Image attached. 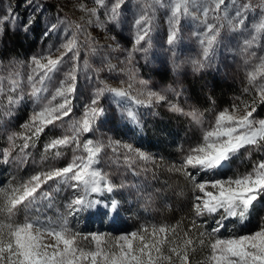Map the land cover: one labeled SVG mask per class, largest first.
<instances>
[{
	"label": "rangeland",
	"instance_id": "1",
	"mask_svg": "<svg viewBox=\"0 0 264 264\" xmlns=\"http://www.w3.org/2000/svg\"><path fill=\"white\" fill-rule=\"evenodd\" d=\"M112 3L113 0H104V5L97 0H0V19L9 17L0 26V112L8 109L9 94L19 98L10 116H0V208L13 195L11 190L20 188L33 175L63 167L74 156H86L83 144L90 139L94 143L103 141L106 147L94 167L116 186L111 193L105 191L103 198L119 201L117 212L105 215L103 210H92L69 215L67 204L81 190H73L57 179L42 182L34 201L26 200L17 206L16 221L25 216L53 222L66 220L71 231L79 234V246L91 251L97 247L92 235L103 237L100 247H104L105 242L141 226L168 225L176 229L177 239L190 229L194 242L190 264H208L210 243L215 239L259 230L261 206L243 227L229 223L227 229L211 234L215 227L213 217L195 216L192 203L199 193L185 172L175 169L180 168L183 150L202 139L220 111L231 112L237 105L236 114L243 115L245 105H252L255 99L253 117L264 119V103L257 93V86L264 80L259 72L255 80L249 77L257 58L264 56V32L255 31L256 25L264 21V0H224L218 8L215 0H188L187 11L182 8L175 22L170 0H121L114 20L109 19L108 12ZM237 11L241 12L240 17L236 16ZM142 13L148 22L137 25L135 21ZM27 21L33 23L25 33L22 25ZM52 24L56 25L55 31L45 35ZM173 25L176 37L169 44ZM208 25L216 32L211 45L207 44L211 35ZM138 33L144 35L139 42ZM253 36L255 40L246 47L245 40ZM73 39L75 47L71 52L61 47ZM49 55L63 59L41 85L38 75L42 70L36 68L32 58ZM69 72L76 77L66 82V86L74 88L67 94L71 114L34 135L35 129L24 125L51 100V94ZM29 75L33 81L28 80ZM34 83L37 88L48 89L40 98L30 94ZM97 89H104L100 106L106 109V115L98 119L91 132L79 134L80 147L47 148L52 139L71 135L70 125L83 119ZM108 89L123 90L127 97L116 98ZM149 92L156 96L149 98ZM157 96L164 99L158 100ZM63 99L57 97L52 104ZM121 105L137 114L138 125L126 118ZM27 137L31 139L26 140ZM25 143L27 148L22 147ZM125 144L152 159L140 160L135 151L128 152L123 147ZM56 152L61 155L57 157ZM262 161L264 143L246 146L236 154L230 167L215 178L250 173ZM43 194H50V198ZM91 196L96 198L97 194ZM192 221L199 229L191 227ZM199 232L206 235L200 237ZM200 239L204 244L199 243Z\"/></svg>",
	"mask_w": 264,
	"mask_h": 264
},
{
	"label": "snow or ice",
	"instance_id": "2",
	"mask_svg": "<svg viewBox=\"0 0 264 264\" xmlns=\"http://www.w3.org/2000/svg\"><path fill=\"white\" fill-rule=\"evenodd\" d=\"M97 2L104 5V0H97ZM223 2L224 0H215L216 7L218 8ZM170 3L172 19L175 22L182 8L185 12L187 11L188 0H170ZM120 5L121 0H113L110 9H108L109 19H116ZM206 12L207 9H205ZM236 16L240 17L241 12L237 11ZM8 19L9 17L0 19V26L4 25ZM147 22L144 13L135 21L137 25ZM32 23L33 21H27L25 25H22L25 33ZM239 23L242 24L243 20H240ZM55 29V24L50 25L45 35L51 34ZM255 31L257 33L264 32V21L256 25ZM208 32L211 35L207 37V44L211 45L216 39V32L212 25H208ZM175 37L176 30L173 25L168 36V43L171 44ZM136 39L139 42L144 39V35L138 33ZM254 40V36L251 40L246 39L245 46H250ZM201 43L203 44L204 41ZM61 47L71 52L75 47V40H68ZM207 51L208 48L205 47V55ZM42 59H46L47 63H42ZM62 59L63 56L53 59L51 55L32 58V63L36 68L42 70L38 75L41 85L44 84L45 79H50L49 73L56 70V66ZM257 59L258 63L249 73L250 80L256 79L257 72L264 80V56ZM12 75V91L14 92L16 74ZM75 78L73 72L67 73L65 80L60 81V86L56 88L54 94H51V100L40 107L39 111H35L30 118V123L25 124L24 127L34 128V135H38L46 126L54 125L56 121L68 117L72 109L67 94L72 93L74 88L70 84L66 86V82L75 80ZM33 79L32 75L28 76L29 81H33ZM2 91L0 88V93ZM47 91V87L37 88L34 83L30 94L40 98V94ZM103 91L104 89L96 90L90 98L83 119L70 125L71 135L65 134L60 138L52 139L47 148L68 145L80 147L79 134L91 132L98 119L106 115V109L100 106ZM108 91L116 98L127 97V93L123 90L108 89ZM257 93L259 101L264 103V82L257 86ZM148 96L151 98L156 94L149 92ZM57 97L64 99L53 105L52 101H55ZM156 98L164 99L163 96ZM7 99L9 107L6 111L0 112V116H10L12 106L19 100L18 97L11 94ZM137 103L141 102L137 101ZM255 103L254 99L252 105H245L244 114L239 116L236 114L239 110L237 105H233L231 112L228 109L220 111L216 115L214 124L204 131L202 139L187 150H183L184 156L180 168L175 169L184 171L194 190L199 193L193 198L192 203L195 216L213 217L215 227L212 228L211 234L227 229L229 223L233 227L237 224L243 227L251 215L257 211V206H261L259 230L251 234L215 239L210 243L211 253L208 264H264V161L255 165L250 173L215 178L216 175L230 167L233 158L242 148L264 143V119L256 120L253 117L256 110ZM249 108L251 110H248ZM121 110L132 124H139L138 116L134 111L123 105H121ZM9 139L11 140L13 137L10 136ZM27 139H31V137H27ZM110 145L111 141L108 146ZM22 147L27 148L28 144L25 143ZM105 147L103 141L94 143L90 139L83 144L86 156H74L67 165L33 175L20 188L11 190L13 195L8 197L7 203L0 208V264H85V262L87 264H190V253L194 250L190 229L184 232L182 238L177 239L175 238L176 229L168 225L151 226L150 228L141 226L137 231L121 235L114 241L105 242L104 247H100V242L104 238L92 235L91 238L97 242V247L91 251L79 246V234L71 231L66 220L53 222L39 217L25 216L22 221H16L17 206L26 200L29 203L34 201L42 182L57 179L68 184L73 190H81V194L74 196L67 204L69 215L92 210H103L105 215H108L109 212H117L119 201L115 199L107 201L103 198L105 191L111 193L116 186L106 174L94 167L99 163V154ZM123 147L128 152L135 151L140 160L152 159L148 154L133 149L131 144H125ZM113 150L115 151V149ZM55 155L58 157L61 153L56 152ZM187 169L194 171L188 172ZM196 174H199V179ZM16 193L22 194L16 195ZM91 194H97V197L92 198ZM43 195L50 198V194ZM191 227L199 229V225L195 221H192ZM198 234L200 237L206 235L205 232ZM199 243L204 244V240L200 239Z\"/></svg>",
	"mask_w": 264,
	"mask_h": 264
}]
</instances>
